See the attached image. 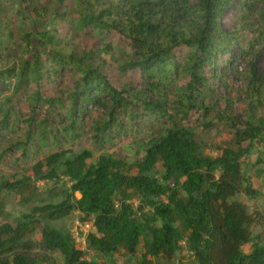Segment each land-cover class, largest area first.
<instances>
[{
    "label": "trees",
    "instance_id": "1",
    "mask_svg": "<svg viewBox=\"0 0 264 264\" xmlns=\"http://www.w3.org/2000/svg\"><path fill=\"white\" fill-rule=\"evenodd\" d=\"M84 35L98 44L85 47ZM261 55L264 64V0L2 5L0 264H114L121 255L177 264L180 254L193 264H264ZM247 60L249 109L236 113L226 94L219 111L214 79ZM195 121L231 136L209 144L215 156ZM50 186L61 201L5 210L3 193L31 203ZM74 212L93 224L86 250L74 232L45 223Z\"/></svg>",
    "mask_w": 264,
    "mask_h": 264
},
{
    "label": "rangeland",
    "instance_id": "2",
    "mask_svg": "<svg viewBox=\"0 0 264 264\" xmlns=\"http://www.w3.org/2000/svg\"><path fill=\"white\" fill-rule=\"evenodd\" d=\"M22 2V0H0V8L2 5H7V7H10L12 9H17L18 5ZM236 13L234 10H231L227 12L223 18V26L225 30H231L234 25ZM66 31L65 26L60 27V32L63 34ZM243 34H246L244 31ZM107 42H112L115 45L119 47H127V44L123 42L118 36L111 35L108 37ZM117 42H120L119 44ZM83 43L84 46L87 48L93 47L96 44H98V39L95 37H92L90 35H84L83 36ZM182 53V52H181ZM228 56H225L227 58ZM257 61L253 60V62L256 63V68L260 73H264V64H263V57L262 55L259 57V59H256ZM251 60H247L244 64L238 65V70H235L233 74H227L224 73L222 75V79L219 77H216L213 81V89L215 92L214 99L216 100V103L219 102V105L217 104V109L219 111H224L226 108L225 103H223V100L227 95H229L231 99V103L235 106L236 113L243 114L249 109L248 99L246 97L245 90L247 89V83L249 81V71L252 68L251 66ZM237 69V67H236ZM113 75H117L116 72H113ZM211 99H208L206 103L208 104ZM198 114L194 115V120L197 119ZM197 121V120H196ZM195 121L194 124H192V128L197 133L199 139L204 144V152L207 155L215 156L216 153H211L208 150L209 144H211L213 141L216 142V144H220L222 141L229 139L231 136L226 132V129L224 127H221L217 130H214L211 134L206 133L203 128H201L197 122ZM38 185H42V183H39ZM51 193L45 192L43 189H39L37 192L35 198L31 201V203H26L18 193H3V199L5 202V210L12 216H20L24 213L29 212L34 206L36 205H42L45 203H49L51 201H61V196H55L59 194L60 189L55 186H50ZM77 198H80V195H76ZM260 207V209L264 212V203L258 202L257 203ZM83 215L80 212H74L72 215L57 221L52 220H46L45 223L50 226L51 228H55L61 231H71L74 232V235L77 237V243L79 245V248L82 250L85 248V238L83 235V232L78 229V223L84 224L83 221ZM78 230V231H77ZM250 245H245L243 247V250L245 252L249 251ZM86 250V249H84ZM182 260L178 261L177 264H193L192 258H190L188 255L183 257L180 254ZM87 257L89 259L92 258V253L88 252ZM97 262L100 261V259L95 258ZM114 264H141L140 260L138 258H130V257H116L113 259ZM179 260V259H178Z\"/></svg>",
    "mask_w": 264,
    "mask_h": 264
},
{
    "label": "built area",
    "instance_id": "3",
    "mask_svg": "<svg viewBox=\"0 0 264 264\" xmlns=\"http://www.w3.org/2000/svg\"><path fill=\"white\" fill-rule=\"evenodd\" d=\"M78 226H79L78 227L79 233H80V231L83 232L84 238H86V234L92 229L93 224H92V222L91 223L88 222V223H84V224L78 223Z\"/></svg>",
    "mask_w": 264,
    "mask_h": 264
}]
</instances>
